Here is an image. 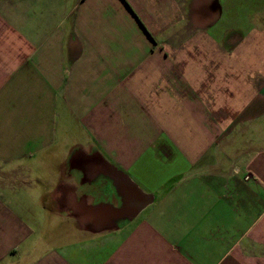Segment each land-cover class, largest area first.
<instances>
[{"label": "crops", "instance_id": "1", "mask_svg": "<svg viewBox=\"0 0 264 264\" xmlns=\"http://www.w3.org/2000/svg\"><path fill=\"white\" fill-rule=\"evenodd\" d=\"M0 264H264V0H0Z\"/></svg>", "mask_w": 264, "mask_h": 264}, {"label": "rangeland", "instance_id": "2", "mask_svg": "<svg viewBox=\"0 0 264 264\" xmlns=\"http://www.w3.org/2000/svg\"><path fill=\"white\" fill-rule=\"evenodd\" d=\"M41 165V164H40ZM32 166V165H30ZM35 168H44V166H35ZM41 171V170H40ZM42 172V171H41ZM43 179H45V177H43ZM21 181H23V179H20V184H21ZM23 189V188H22ZM51 229H55L57 231H60L62 232V230H66V226H64L62 223H57V224H53L51 226ZM51 242L53 244H59L63 241V238L61 235H56V236H51Z\"/></svg>", "mask_w": 264, "mask_h": 264}]
</instances>
